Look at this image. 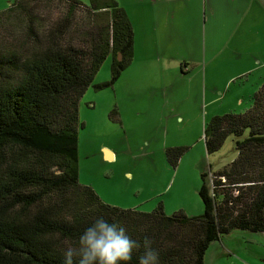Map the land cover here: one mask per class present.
<instances>
[{
    "label": "trees",
    "instance_id": "16d2710c",
    "mask_svg": "<svg viewBox=\"0 0 264 264\" xmlns=\"http://www.w3.org/2000/svg\"><path fill=\"white\" fill-rule=\"evenodd\" d=\"M58 1L66 11L40 35L31 0H14L0 12L1 22L23 15L33 43L0 51V264H62L63 252L78 247L99 216L140 242L130 264H138L145 238L158 251V264H205L207 248L224 234L264 232V83L246 112L215 116L204 127L207 153L234 136L237 156L211 180L201 173L202 214L167 215L161 203L151 212L123 209L80 183V99L108 56L111 79L97 87L113 84L128 66L134 33L116 0ZM78 11L87 22L77 21ZM166 154L175 167L181 150Z\"/></svg>",
    "mask_w": 264,
    "mask_h": 264
},
{
    "label": "rangeland",
    "instance_id": "374dc122",
    "mask_svg": "<svg viewBox=\"0 0 264 264\" xmlns=\"http://www.w3.org/2000/svg\"><path fill=\"white\" fill-rule=\"evenodd\" d=\"M13 1L0 0V12ZM116 1L125 9L137 43L131 62L113 84L97 87L111 79L108 56L80 99L79 122L83 125L78 128L79 181L91 186L104 202L123 209L151 212L161 203L167 215L178 210L188 216L200 215L204 211L198 194L201 173L207 172L211 180L212 172L237 156L234 136H228L218 151L207 153L204 127L215 116L241 114L252 105L254 93L264 83V17L259 22L256 15L255 19L248 18L236 33L233 24L223 27L221 32L228 44L213 59L201 51L204 39L197 36L204 29V9L200 16L183 22L166 17L169 31L171 24L182 23L191 26V36L187 48L170 42L169 49H164L157 33L151 31L155 23L149 19L147 0ZM140 1L142 4L135 6ZM188 4L196 9L195 1ZM29 5L43 24L42 28L34 27L37 35L67 7L58 0H31ZM76 15L77 21H88L84 12ZM206 16L209 18L208 11ZM29 25L20 13L0 21V51L32 46ZM148 32L153 33L151 44L147 43ZM102 145L115 151L113 161L103 158ZM168 149L181 150L175 167L167 160ZM242 231L235 229L223 237ZM253 233L256 238L244 244L264 248L260 233ZM249 254L257 263L238 257L236 264H264V257Z\"/></svg>",
    "mask_w": 264,
    "mask_h": 264
},
{
    "label": "crops",
    "instance_id": "0c3cea01",
    "mask_svg": "<svg viewBox=\"0 0 264 264\" xmlns=\"http://www.w3.org/2000/svg\"><path fill=\"white\" fill-rule=\"evenodd\" d=\"M188 1L190 0H160L158 3L157 0H147V5L149 6L150 17L149 19L154 20V25H152V30L157 33L159 36L164 49L168 48V44L171 42L172 45H176L178 48H187L189 47V37L190 28L188 25H183L178 23L176 25L171 24L170 31L167 29L168 25L165 23L166 17H170L174 20L176 17L179 21H185L189 18H193L195 15L200 16L201 11L204 9V29L201 34L198 33V37L204 39V45L199 46V43H196L197 49L199 47L201 51L204 52V55L208 53L210 58L216 59L220 55L225 47L227 46V37H225L221 30L223 27L231 26L233 27V33H236L238 28L247 20L254 15H256V20L259 22L261 18L264 17V0H193L196 3V9H193V6H189ZM142 2L135 3V6H140ZM206 11L209 13V18L206 16ZM170 14V16H169ZM180 16V17H179ZM143 16H140L142 18ZM254 18V17H253ZM255 19V18H254ZM227 22V23H225ZM209 24V25H208ZM135 31V28H134ZM245 33H243L244 35ZM151 32H148L147 43L151 44L152 41ZM207 38V45H206ZM146 39V36H144ZM157 38V43H158ZM163 42H167L163 44ZM135 37H134V51H135ZM213 61V60H212ZM189 62L188 64H192ZM103 158L106 161H113L116 158V153L113 149L102 145ZM103 159V160H104ZM241 231V230H240ZM236 234H228L225 237H220L218 242H212L204 257L205 264H236L238 257H241L243 260L249 258V262H256L249 253L253 255H260L264 257V248L261 246L253 247L250 244H247L246 240H252L256 238L252 231H242L235 232ZM260 233V242L264 245V232ZM250 242V241H249ZM251 243V242H250ZM230 259L227 261L226 259ZM243 263V262H240ZM257 263V262H256Z\"/></svg>",
    "mask_w": 264,
    "mask_h": 264
},
{
    "label": "clouds",
    "instance_id": "9594fccd",
    "mask_svg": "<svg viewBox=\"0 0 264 264\" xmlns=\"http://www.w3.org/2000/svg\"><path fill=\"white\" fill-rule=\"evenodd\" d=\"M143 246L138 264H158L159 253L147 238ZM140 247V242L131 239L125 228L99 216L80 235L78 247H68L63 252L62 264H130L134 251Z\"/></svg>",
    "mask_w": 264,
    "mask_h": 264
}]
</instances>
